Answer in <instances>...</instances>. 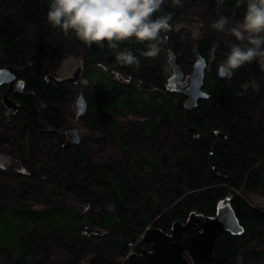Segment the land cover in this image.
I'll return each instance as SVG.
<instances>
[{"label": "trees", "instance_id": "1", "mask_svg": "<svg viewBox=\"0 0 264 264\" xmlns=\"http://www.w3.org/2000/svg\"><path fill=\"white\" fill-rule=\"evenodd\" d=\"M236 3L165 0L157 15L171 12L172 27L158 56L139 57L137 69L120 65L115 52L139 56L145 45L89 48L47 23L49 0H0V65L25 80L22 92L0 85V150L27 170L0 166V264H83L88 256L89 264H136L126 257L151 246L139 241L149 225L170 232L192 212L214 215L228 195L245 230L217 237L214 263L264 264V205L252 197L264 194V68L254 60L220 76L235 39L210 27L220 15L229 27L242 20L246 5ZM181 21L199 22L200 35L176 29ZM195 46L207 62L209 96L187 110V96L167 88L165 60L173 51L190 73ZM71 54L80 55L88 85L48 79L47 63ZM77 90L88 103L79 118L100 135L64 146L59 130L69 129L65 105ZM104 140L121 159L95 155ZM14 219L17 237L4 245L10 233L2 227Z\"/></svg>", "mask_w": 264, "mask_h": 264}, {"label": "clouds", "instance_id": "2", "mask_svg": "<svg viewBox=\"0 0 264 264\" xmlns=\"http://www.w3.org/2000/svg\"><path fill=\"white\" fill-rule=\"evenodd\" d=\"M165 0H49L47 23L52 28L71 35L91 48L105 45L120 49L127 42L145 45L137 56L124 48L115 52L122 66L140 67L139 57L155 58L171 29L172 13L157 15ZM224 0H217V8ZM181 6V0H172ZM246 5L243 18L229 27V18L220 15L210 27L218 33L234 37L230 50L220 67L235 71L258 60L264 68V0H237L236 6ZM218 43H214V54Z\"/></svg>", "mask_w": 264, "mask_h": 264}, {"label": "water", "instance_id": "3", "mask_svg": "<svg viewBox=\"0 0 264 264\" xmlns=\"http://www.w3.org/2000/svg\"><path fill=\"white\" fill-rule=\"evenodd\" d=\"M194 51L196 56L194 70L187 74L177 63L173 51H169L168 59L173 72L168 77L167 88L187 96L184 101L187 110L197 106L201 98L209 96V93L203 88L207 62L197 46L194 47ZM81 68L82 59L73 75L55 76L54 80L78 81V72ZM218 73L222 77L232 75V71L222 68L220 65ZM47 77L50 79L49 76ZM2 84H8L10 92H22L25 89V80L17 78V75L9 67L0 65V85ZM3 101L9 110L17 111L18 102L7 95ZM87 106L84 93L80 92L76 100V116L83 115L87 111ZM59 131L66 136L64 146L79 142L81 139L80 129L77 127ZM216 132L219 133V131ZM244 230L245 228L232 206L231 195H228L218 204L214 215L192 212L185 222H174L171 233L149 225L140 238L151 242L153 249L151 251L145 249L140 254L129 253L127 258L136 264H215L214 245L217 237L224 231L240 234ZM185 252H188L189 257Z\"/></svg>", "mask_w": 264, "mask_h": 264}, {"label": "rangeland", "instance_id": "4", "mask_svg": "<svg viewBox=\"0 0 264 264\" xmlns=\"http://www.w3.org/2000/svg\"><path fill=\"white\" fill-rule=\"evenodd\" d=\"M200 23L197 21L191 22V21H181L178 22L175 26L176 29H185L188 30L190 32V34L194 37V39H196L200 33H201V28H200ZM185 33V32H184ZM166 70H167V74L171 75L172 74V66L171 64L168 62V55L166 56ZM80 66V55L78 54H71L68 55L64 58L61 59H56L53 62H49L46 65V69L49 72L48 76H49V80H53L55 76H70L73 75L78 67ZM189 71L184 70V73L187 74ZM79 78L78 81H74L76 84L83 85L86 86L88 85L89 79L85 76V71L84 69H80L79 72ZM79 90H77L73 96L70 98V100L67 102V104L65 105V110L67 111V114L69 115V121L70 124H68V128H72V127H77L80 129V133L82 137L85 136H92L97 137V135H100V131L98 129L92 128L90 126L87 125L85 119H80L79 117L76 116V100L77 97L79 95L78 93ZM6 108V107H5ZM5 115L8 119H10L11 117V113L10 111L6 108L5 111ZM132 114L128 113V116ZM124 119V117H122ZM126 119V118H125ZM124 119V120H125ZM1 134V132H0ZM100 140V137L99 139ZM9 147V146H8ZM95 155L99 156L101 160H106V159H121L122 158V152L119 149V147L115 144H113L110 141H98V143L95 144ZM0 166L3 167H13V169L18 170V171H22V172H27L26 168H24V166L22 165V162L20 160L15 159V157H13V155L0 150ZM253 199L256 203L264 205V194H254ZM15 221L12 222L10 221V225H4L2 227L3 230H8V232L10 234L5 235V237L3 239H1L2 244L7 245V244H11L14 241V238L17 237V232L20 228V223H18V221L16 219H14ZM3 223L7 222V221H3ZM88 234H93L96 235V232H93L95 230L89 229L87 230ZM141 240V238L139 239V241ZM58 248H56L55 250H57ZM64 255V252H62ZM129 253H137L136 250H131ZM61 254V253H60ZM186 256L189 257L188 252H185ZM129 255V254H128ZM128 257V256H127ZM126 257V258H127ZM68 258V257H65ZM89 256L84 259V261L82 262L83 264H89Z\"/></svg>", "mask_w": 264, "mask_h": 264}, {"label": "flooded vegetation", "instance_id": "5", "mask_svg": "<svg viewBox=\"0 0 264 264\" xmlns=\"http://www.w3.org/2000/svg\"><path fill=\"white\" fill-rule=\"evenodd\" d=\"M54 80V79H53ZM7 86H8V84H7ZM65 135V134H64ZM172 231V230H171ZM171 231L170 232H167V233H171ZM151 243V242H150ZM148 250V251H151L152 249H153V245H152V243H151V246L149 245H146V246H143L142 247V249H141V251H137V253H143V250Z\"/></svg>", "mask_w": 264, "mask_h": 264}]
</instances>
